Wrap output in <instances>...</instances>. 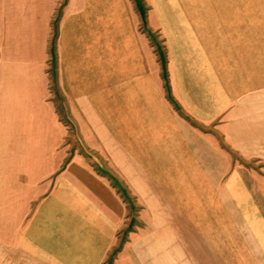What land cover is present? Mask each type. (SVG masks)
I'll use <instances>...</instances> for the list:
<instances>
[{"label":"crops","instance_id":"1","mask_svg":"<svg viewBox=\"0 0 264 264\" xmlns=\"http://www.w3.org/2000/svg\"><path fill=\"white\" fill-rule=\"evenodd\" d=\"M0 264H264V0H0Z\"/></svg>","mask_w":264,"mask_h":264}]
</instances>
